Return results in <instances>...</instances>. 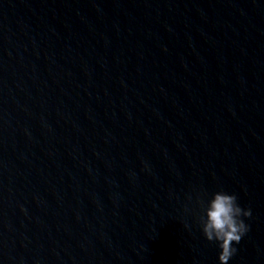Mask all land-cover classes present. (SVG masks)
<instances>
[{
	"label": "water",
	"instance_id": "1",
	"mask_svg": "<svg viewBox=\"0 0 264 264\" xmlns=\"http://www.w3.org/2000/svg\"><path fill=\"white\" fill-rule=\"evenodd\" d=\"M264 264V0H0V264Z\"/></svg>",
	"mask_w": 264,
	"mask_h": 264
},
{
	"label": "clouds",
	"instance_id": "2",
	"mask_svg": "<svg viewBox=\"0 0 264 264\" xmlns=\"http://www.w3.org/2000/svg\"><path fill=\"white\" fill-rule=\"evenodd\" d=\"M199 203L202 232L209 242L218 243L221 249L219 264H229L238 251L234 243L239 244L250 230L244 218H250L252 210L241 207L235 194L224 191H218L207 202L200 200Z\"/></svg>",
	"mask_w": 264,
	"mask_h": 264
}]
</instances>
